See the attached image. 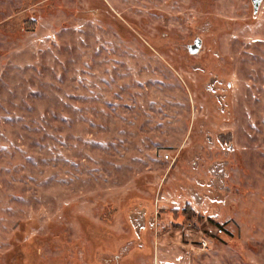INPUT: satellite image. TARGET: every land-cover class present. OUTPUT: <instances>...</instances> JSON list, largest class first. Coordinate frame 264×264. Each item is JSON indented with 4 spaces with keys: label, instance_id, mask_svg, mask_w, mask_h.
Segmentation results:
<instances>
[{
    "label": "rangeland",
    "instance_id": "obj_1",
    "mask_svg": "<svg viewBox=\"0 0 264 264\" xmlns=\"http://www.w3.org/2000/svg\"><path fill=\"white\" fill-rule=\"evenodd\" d=\"M0 264H264V0H0Z\"/></svg>",
    "mask_w": 264,
    "mask_h": 264
},
{
    "label": "water",
    "instance_id": "obj_2",
    "mask_svg": "<svg viewBox=\"0 0 264 264\" xmlns=\"http://www.w3.org/2000/svg\"><path fill=\"white\" fill-rule=\"evenodd\" d=\"M262 1L263 0H252L255 15L258 14ZM188 49L191 55H197L202 49V40L200 38L196 39L193 45L188 46Z\"/></svg>",
    "mask_w": 264,
    "mask_h": 264
},
{
    "label": "built area",
    "instance_id": "obj_3",
    "mask_svg": "<svg viewBox=\"0 0 264 264\" xmlns=\"http://www.w3.org/2000/svg\"><path fill=\"white\" fill-rule=\"evenodd\" d=\"M222 232L223 231L221 229H219L218 234H222ZM201 244H202V248H204V249H206L208 246L207 242H205V241H202Z\"/></svg>",
    "mask_w": 264,
    "mask_h": 264
}]
</instances>
